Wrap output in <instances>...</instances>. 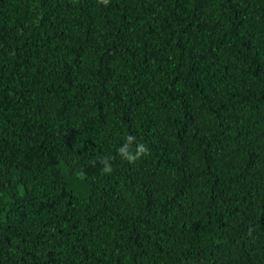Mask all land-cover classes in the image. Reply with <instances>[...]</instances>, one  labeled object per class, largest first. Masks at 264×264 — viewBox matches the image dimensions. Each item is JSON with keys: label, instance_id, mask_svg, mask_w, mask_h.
<instances>
[{"label": "trees", "instance_id": "1", "mask_svg": "<svg viewBox=\"0 0 264 264\" xmlns=\"http://www.w3.org/2000/svg\"><path fill=\"white\" fill-rule=\"evenodd\" d=\"M0 264H264V0H0Z\"/></svg>", "mask_w": 264, "mask_h": 264}, {"label": "clouds", "instance_id": "2", "mask_svg": "<svg viewBox=\"0 0 264 264\" xmlns=\"http://www.w3.org/2000/svg\"><path fill=\"white\" fill-rule=\"evenodd\" d=\"M99 2L107 6L109 0H99ZM134 140L135 137L128 135L127 137H125V141H126L125 144L118 149L119 155H121V157L126 159L129 163H134L137 160H139L141 157L149 154V149L147 145L144 143H138L136 145L135 152H131L130 145L134 142ZM103 171L106 173H110L112 171L110 164H108L106 161Z\"/></svg>", "mask_w": 264, "mask_h": 264}]
</instances>
